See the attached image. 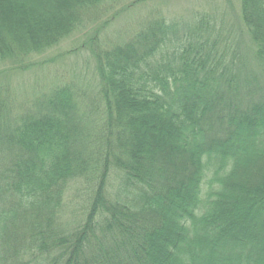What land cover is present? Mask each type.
Wrapping results in <instances>:
<instances>
[{
  "label": "trees",
  "instance_id": "trees-1",
  "mask_svg": "<svg viewBox=\"0 0 264 264\" xmlns=\"http://www.w3.org/2000/svg\"><path fill=\"white\" fill-rule=\"evenodd\" d=\"M153 1L13 87L114 0H0V264H264V0Z\"/></svg>",
  "mask_w": 264,
  "mask_h": 264
},
{
  "label": "rangeland",
  "instance_id": "rangeland-1",
  "mask_svg": "<svg viewBox=\"0 0 264 264\" xmlns=\"http://www.w3.org/2000/svg\"><path fill=\"white\" fill-rule=\"evenodd\" d=\"M136 1L137 0H114L111 5L106 7L107 9L103 12L100 19L94 21L89 20L83 24L82 28L77 33L74 34L73 38L63 44L59 49L56 48L57 50L54 49L44 56L42 58L45 60L43 64L44 67L41 71L35 72V77L31 73L20 76L13 80L15 82L12 83V86L19 87L22 83L28 85L35 78L43 81L48 79L49 75L53 74L60 75L65 72L67 75L69 74L67 72L73 70H76L73 74H77L81 71V68L83 73V67H85V61L88 59L89 54V51L86 50L87 43L89 39L92 38L95 30H97L99 38L101 37V43L102 41L108 43V41H111V38H118L119 34L126 35L129 33L134 27L133 20L136 17L138 21L140 16L144 15L145 17L150 13V4H142V8L139 9L140 5H138ZM232 1L236 4L238 2L237 0ZM153 2L155 3H152V8L155 7L156 9H159L161 15H164L165 17H182L179 19L190 21V19H193L197 13H201L203 9H209L206 11L216 15L217 26H219L221 20H224V23L229 27L233 25L235 21V14L230 13L228 11L229 8H226L225 10L224 7H221L224 6L225 0H154ZM233 10L236 12V7H233ZM137 12L138 14H136ZM105 22L108 23L105 25ZM82 46L84 47L81 48ZM74 49H77L75 53H71ZM54 79L52 78L49 81ZM211 179L212 175L209 174L202 186L201 198L204 201L211 193V189L215 188L212 187L213 184H211Z\"/></svg>",
  "mask_w": 264,
  "mask_h": 264
}]
</instances>
